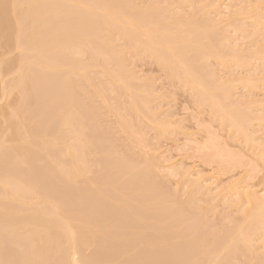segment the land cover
<instances>
[{"label": "rangeland", "instance_id": "rangeland-1", "mask_svg": "<svg viewBox=\"0 0 264 264\" xmlns=\"http://www.w3.org/2000/svg\"><path fill=\"white\" fill-rule=\"evenodd\" d=\"M4 1L0 264H264V0Z\"/></svg>", "mask_w": 264, "mask_h": 264}, {"label": "bare ground", "instance_id": "bare-ground-1", "mask_svg": "<svg viewBox=\"0 0 264 264\" xmlns=\"http://www.w3.org/2000/svg\"><path fill=\"white\" fill-rule=\"evenodd\" d=\"M2 1H3V2H2ZM0 2H2V4H3V5H2V4L0 3V8H1V9H4V2H5V1H4V0H0ZM105 5H106V4H105ZM2 7H3V8H2ZM104 8H108V7H103L102 9H104ZM1 9H0V10H1ZM108 10H109V9H108ZM3 11H4V10H3ZM3 11H0V14H1V12H2V13L5 12V11H4V12H3ZM98 11L101 12L100 10H98ZM106 11H107V10H106ZM102 12H103V10H102ZM109 12H110V11H109ZM112 12H113V11H111V13H112ZM107 13H108V11H107ZM101 14H102V13H101ZM111 15L113 16V14H111ZM111 15H110V16H111ZM117 15H118V14H116V16H117ZM0 16H1V15H0ZM107 16H108V14H107ZM116 16H115V17H116ZM2 17L4 18V14H3ZM2 17H0V20L3 19ZM104 17H105V16H104ZM118 17H119V16H118ZM120 17H121V16H120ZM122 17H124V16L122 15ZM44 18H45V17H44ZM111 18H113V17H111ZM129 18H130V17H129ZM42 19H43V18H42ZM42 19H41V20H42ZM108 19H109V17H108ZM127 19H128V17H127ZM45 20H46V19H45ZM4 21H5V20H4ZM113 21H114V18H113ZM132 21H133V20H132ZM2 22H3V20H2ZM2 22H0V26H1L2 28L5 27L4 30H7L6 28L9 27L8 24L5 25V22H4L3 24H2ZM118 22H119V21H118ZM42 23L44 24L45 21H44V22H41L40 24H42ZM127 23L129 24V22H127ZM127 23H126V25H127ZM1 24H2V25H1ZM47 24H48V23H47ZM131 24H132V23H131ZM137 24H138V23H137ZM3 25H4V26H3ZM83 25H84V24H83ZM132 25H134V24H132ZM44 26H46V25H44ZM44 26H43V27H44ZM1 27H0V29L2 30ZM131 27H132V26H131ZM131 27H130V29H131ZM37 28H38V27H37ZM37 28H36V29H37ZM40 28H41V27H40ZM40 28H38V29H40ZM36 29H35V30H36ZM41 29H42V28H41ZM1 30H0V35L2 34ZM32 31H34V30H32ZM83 31H84V30H83ZM38 32H40V30H39ZM78 32H79V31H78ZM143 32H144V31H143ZM32 33H34V32H32ZM36 33H37V31H36ZM36 33H35V35H36ZM153 34H154V32L152 33L151 31H150V33H148V35H153ZM3 35H4V33H3ZM35 35H34V37H35ZM36 36H40V33H39L38 35H36ZM2 38H4V36H2L1 39H2ZM36 38H38V37H36ZM1 39H0V40H1ZM5 39H7V35H6V38H5ZM33 39H35V38H33ZM38 39H39V38H38ZM156 46L158 47V45H156ZM156 46H155V47H156ZM151 50H152V49H151ZM155 50H157V49L154 48V51H155ZM154 51H153V52H154ZM179 58H180V57H179ZM173 59H174V57H173ZM173 59H172V60H173ZM176 59H177V57H176ZM176 59H175L174 61L177 63V62L179 61V59H177V60H176ZM180 59H181V58H180ZM178 63H179V62H178ZM203 95H204V94H203ZM2 112H3V111H2ZM59 112H60V111H59ZM7 118H8V116H7ZM7 118L5 117V120H6ZM7 120H8V119H7ZM7 120H6V123H7ZM8 123H9V122H8ZM8 125H9V124H8ZM11 129H12V128H11ZM31 131H32V130H31ZM51 132H52V131H51ZM9 133H10V132H9ZM31 134H32V133H31ZM6 136H7V135H6ZM30 136H31V135H30ZM33 136H34V135H33ZM33 136H31V137H33ZM52 136H53L52 139H54V137H57V135H56V136L52 135ZM35 137H36V136H35ZM6 138H8V137H6ZM56 139H57V138H56ZM58 140H59V139H58ZM51 141H52V140H51ZM54 141H55V140H54ZM54 141H53V142H54ZM37 142H38V141H37ZM38 143H39V142H38ZM7 148H8V147H7ZM7 148H6V149H7ZM2 149H3V148H2ZM20 149H22V148H20ZM41 149H42V148H41ZM3 150H5V149H3ZM3 150H2V151H3ZM7 151H8V150L4 151V155L1 156L2 158H0V159H1V160H0V165H2V164L4 163V161H5V164H4V165H7L8 163H10L9 160H10V159H13L12 156L8 157V155L11 154V153H8ZM20 151L23 152V151H25V149H24V150H20ZM39 151H40V150H39ZM39 151H36V152H39ZM42 151H43V150H42ZM42 151H41V152H42ZM44 151H45V149H44ZM6 152H7L8 154H7ZM25 152L28 153L29 151L26 150ZM25 152H23L24 155H25ZM31 152H32V151H31ZM0 153H1V150H0ZM5 153H6V154H5ZM45 153H46V152H45ZM45 153H43V154H45ZM2 154H3V152H2ZM18 154H19V153H18ZM33 154H35V152H34ZM6 155H7V156H6ZM24 155H23V156H24ZM26 155H27V154H26ZM36 155H37V154H36ZM46 155H47V154H46ZM46 155H45V156H46ZM21 156H22V155H21ZM29 156H31V153H30V152L28 153V156H24V157L28 159ZM34 156H35V155H34ZM34 156L32 155L31 158H33ZM38 156H42V154H41V155H38ZM38 156H37V158H38ZM3 157H4V158L6 157L5 160H3ZM11 157H12V158H11ZM7 158H8V160H7ZM9 158H10V159H9ZM21 158H22V157H21ZM40 158H41V157H40ZM43 158H44V157H43ZM27 159H26V160L24 159V160L27 161ZM45 159L47 160V158H45ZM6 160L9 161V162L6 163ZM18 160L20 161V159H18ZM29 160H30V159H29ZM41 160H42V159H41ZM1 161H2V162H1ZM11 161H12V160H11ZM16 161H17V160H16ZM25 161H24V162H25ZM34 161H36V160H34ZM38 161H39V160H38ZM13 162H15V159H14ZM24 162H23V163H24ZM1 163H2V164H1ZM11 163H12V162H11ZM11 163L8 164L7 166H8V168H10V167L13 166V167L11 168V170L13 169V171L11 172V175H12L13 178H11V175H10V173L8 174V172H3V174H1V172H0V176H1V175L4 176L3 178H2V176H1L2 179H0V186H1V188H3L5 191L7 190V189H6L7 186L10 185V184H8L9 181H10L9 179H11V180L13 181V183H14L15 180H16V179H15L16 177H14L13 175L16 176V174H14V172H15V171L17 172V170H15L14 164H13L12 166L9 167V165H11ZM20 163H21V162H20ZM32 163H33V162H32ZM4 165H3V166H4ZM17 165H18V161L16 162L15 166H17ZM21 165H22V164H21ZM24 165H25V164H23V167H24ZM25 166H26V165H25ZM29 166H31V165H29ZM32 166H34V164H33ZM66 167H67V166H66ZM69 168H70V169H69ZM69 168H67V169H69V170H67V169L64 167V169L67 170V171H66V172H61V173H64V175L66 174V175H65L66 178H67V173H68V172H71V173L73 174L74 169H76V168H74V169L72 170L71 167H69ZM0 169H1V168H0ZM29 169H30V168H29ZM44 169H45V171H46V168H45V167H44ZM30 170H31V169H30ZM41 170H42V169H41ZM70 170H71V171H70ZM42 171H43V170H42ZM63 171H64V170H63ZM75 172H77V176H78L79 174H78V170H77V169L75 170ZM5 173H6V175H4ZM30 173H31V172H30ZM48 173H51V175L53 176V174H52L51 171L48 172ZM7 174L10 175V177H8ZM28 174H29V173H28ZM69 174H70V173H69ZM69 174H68V175H69ZM5 176H6V177H5ZM65 176H64V177H65ZM70 176H71V175H70ZM70 176H69V177H70ZM7 177H8V179H7ZM24 177H25V175H24ZM29 177H30V175H29ZM31 177H32V176H31ZM54 177H55V176H54ZM4 178H6V180H5ZM26 178L28 179V177H26ZM66 178H65V179H66ZM72 178H73V177H71V178H67V179H68L69 181H71L70 179H72ZM75 178H77V177L74 175V179H72V180H76ZM13 179H15V180H13ZM65 179H64V180H65ZM7 180H9V181H7ZM1 181H2V182L5 181V182H3V184H2ZM6 181L8 182V183H7L8 185L6 184ZM10 183H11V181H10ZM14 184H16V183H14ZM2 185H3V186H4V185H5V186L7 185V186H6V188H5V186L3 187ZM30 185H31V182H30ZM15 186H16V185H15ZM32 186H33V185H32ZM11 187H12V186H11ZM1 188H0V190H1ZM12 188H13V187H12ZM4 190H3V192H2L3 194L5 193ZM9 190H10V189H9ZM14 190H15V188H14ZM7 193H11V192H8V190H7V191H6V194H7ZM13 193H15V192H13ZM13 193H11V194L13 195ZM0 194H1V191H0ZM15 194H16V193H15ZM7 195H8V194H7ZM249 195H250V194H249ZM252 196H253L254 198H253ZM1 197H2V195H1ZM8 197H10V196H8ZM8 197H7V198H8ZM2 198H3V197H2ZM2 198H0V201H1ZM4 198H5V196H4ZM14 198H15V197H14ZM250 198H251V199L253 198L252 201H251V200H248L249 203H250V201H251V205L254 204L256 201L259 202V201H258L259 198L257 199V197H256V199H255V194H254V193H253V195L251 194ZM11 199H12V198H11ZM5 200H6V198H5ZM8 200L10 201L9 198H8ZM6 201H7V200H6ZM16 201H17V200H16ZM252 202H254V203H252ZM260 202H261V201H260ZM260 202H259V203H260ZM4 203H5V202H3V201L0 202V216H5V215H7V213L9 214V216L7 215V217H6V218L4 217V218H5L7 221L9 220V221H8L9 224H10V221H12L11 226L8 224V225H9V229H8V228H7L8 230L6 229L7 231H10V228L12 227L13 223H14L15 221H17V219H16V218H15L16 220H15L14 218H13V219H9V217H10V213H9V212L11 211L9 208L11 207L12 202H10L11 204H9V202H7L6 204H4ZM14 203H15V202H14ZM55 203H56V202H55ZM261 203H264V201L262 200ZM56 204H58V203H56ZM255 204H256V203H255ZM9 205H10V206H9ZM58 205H59V204H58ZM262 205H264V204H262ZM254 206H255V205H254ZM8 207H9V208H8ZM53 207H55V208L57 207V209L60 208V207H58V206H53ZM53 207H52V208H53ZM259 208H261V204H260ZM15 209H16V208H15ZM52 210H53V209H52ZM59 210H60V209H59ZM59 210H58V212H59ZM54 211H57V210H54ZM244 211H245V210H244ZM247 211L249 212V210H247ZM58 212H57V214H55V215H58ZM54 213H55V212H54ZM13 216H14V215H13ZM4 218H3V219H4ZM7 218H8V219H7ZM0 219H1V217H0ZM6 220H4V221H6ZM14 220H15V221H14ZM65 221H67V220H65ZM16 223H17V222H16ZM3 224H5V223H3ZM6 224H7V223H6ZM8 225H7V226H8ZM15 225H16V224H15ZM15 225H14L13 227H15ZM69 225H70V224L68 223V226H67V227L70 228L69 230L73 229V227L71 228ZM5 226H6V225H5ZM7 226H6V227H7ZM257 229H258V228H257ZM6 230H5V232H6ZM12 231H13V230H12ZM72 231H73V230H71V232H72ZM10 232H11V231H10ZM7 234H8V233H7Z\"/></svg>", "mask_w": 264, "mask_h": 264}]
</instances>
